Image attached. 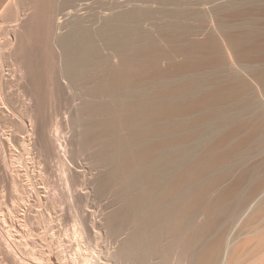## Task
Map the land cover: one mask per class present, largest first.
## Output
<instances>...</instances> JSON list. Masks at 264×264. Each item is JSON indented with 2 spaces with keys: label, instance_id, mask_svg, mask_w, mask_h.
Masks as SVG:
<instances>
[{
  "label": "bare ground",
  "instance_id": "1",
  "mask_svg": "<svg viewBox=\"0 0 264 264\" xmlns=\"http://www.w3.org/2000/svg\"><path fill=\"white\" fill-rule=\"evenodd\" d=\"M131 2L0 0V264H264V225L224 219L264 170L209 198L264 131V65L235 64L264 28Z\"/></svg>",
  "mask_w": 264,
  "mask_h": 264
},
{
  "label": "rangeland",
  "instance_id": "2",
  "mask_svg": "<svg viewBox=\"0 0 264 264\" xmlns=\"http://www.w3.org/2000/svg\"><path fill=\"white\" fill-rule=\"evenodd\" d=\"M168 1L172 5H181L185 1H190L197 4L208 5L209 7L212 5L220 4L221 2H225L227 0H132L130 3V8L138 7L140 9L143 8H164L166 5L164 2ZM241 4L238 9L235 11L230 8H221L218 12L220 19L229 24L232 28L237 23L242 20L252 21L257 26L264 28V2L262 4H258L255 9L252 11H247L249 7L253 6L250 4L251 0H241ZM220 2V3H219ZM249 12V14H247ZM264 40V36L261 37ZM236 65H264V60H249L244 58H239L235 61ZM264 116V113H263ZM251 127H247L246 130L243 131V134H248ZM236 163L234 164V162ZM257 164L258 171L264 170V131H261L257 134L250 135L247 143L243 146L242 149L239 150L237 156L230 162H228L225 166L226 175L221 180V182L215 187L209 194V198H213L216 194L226 187L229 183H231L235 177L239 174V172L250 165ZM256 172L255 174H257ZM254 174V175H255ZM63 174L58 170L57 166L52 173L51 178L61 180ZM264 197V185L259 191V193L255 196V198L243 208H235L234 214L232 216L228 215L227 218H224L227 221V232L230 237L240 230V225L244 221H247L255 224V225H264V201L261 202ZM261 202V203H260ZM204 219V215L202 213H198L196 215V222H201ZM68 220L63 222V226H68ZM245 236V234H244ZM243 237V234H242ZM96 243L101 247L103 245L109 246L112 244L115 245L114 240H111V243H108V239L105 237L96 238Z\"/></svg>",
  "mask_w": 264,
  "mask_h": 264
}]
</instances>
